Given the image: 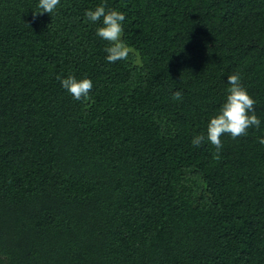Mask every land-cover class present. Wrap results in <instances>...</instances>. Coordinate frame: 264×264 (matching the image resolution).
Wrapping results in <instances>:
<instances>
[{"label":"trees","instance_id":"obj_1","mask_svg":"<svg viewBox=\"0 0 264 264\" xmlns=\"http://www.w3.org/2000/svg\"><path fill=\"white\" fill-rule=\"evenodd\" d=\"M38 2L0 0V264H264V0ZM236 73L261 124L215 158L192 140Z\"/></svg>","mask_w":264,"mask_h":264},{"label":"clouds","instance_id":"obj_2","mask_svg":"<svg viewBox=\"0 0 264 264\" xmlns=\"http://www.w3.org/2000/svg\"><path fill=\"white\" fill-rule=\"evenodd\" d=\"M59 5L60 0H39L37 8L40 11L34 12V15L51 14ZM85 17L93 23L101 22V26L96 29V35L108 42V46L104 49L107 53L106 60L109 63L127 60L132 50L122 39L124 32L122 22L126 18L125 15L114 9H106L105 5L101 4L94 10H86ZM57 79L60 80L62 87L78 101L87 99L93 88L89 78L77 79L75 76L69 75L67 78L57 76ZM227 83L229 87L226 90L225 101L217 113L209 118L206 135H196L192 140L193 145L197 147L205 140L210 142L216 149L215 158H219L220 150L223 147L222 136L230 135L232 139L246 136L248 129H259L261 124L255 114L256 101L243 86L239 73L228 75ZM181 97L180 91L173 94L174 100H180ZM258 142L264 145V137H258Z\"/></svg>","mask_w":264,"mask_h":264}]
</instances>
